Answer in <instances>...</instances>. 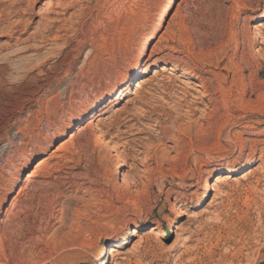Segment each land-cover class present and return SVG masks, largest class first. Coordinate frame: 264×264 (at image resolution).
Listing matches in <instances>:
<instances>
[{
    "label": "rangeland",
    "instance_id": "374dc122",
    "mask_svg": "<svg viewBox=\"0 0 264 264\" xmlns=\"http://www.w3.org/2000/svg\"><path fill=\"white\" fill-rule=\"evenodd\" d=\"M47 1L0 0V264H264V0Z\"/></svg>",
    "mask_w": 264,
    "mask_h": 264
},
{
    "label": "bare ground",
    "instance_id": "6f19581e",
    "mask_svg": "<svg viewBox=\"0 0 264 264\" xmlns=\"http://www.w3.org/2000/svg\"><path fill=\"white\" fill-rule=\"evenodd\" d=\"M44 6H48V11L49 12H51V10H52V12L51 13H53V14H55V15H58V12H57V9H61V11H63V10H66V8H68L70 5L68 4V2L66 1V2H63V1H61V0H58V1H56L55 3H52V1L51 0H48L45 4H44ZM70 8V7H69ZM54 9V10H53ZM61 14V13H60ZM60 14H59V16H60ZM46 15V14H45ZM48 15V14H47ZM62 15V14H61ZM58 16V17H59ZM63 16V15H62ZM259 38H260V36H258ZM148 39L150 38V37H147ZM241 38H242V42H243V44H245V42H247L248 43V40H249V38H248V36H247V34H245V33H243L242 35H241ZM147 39V40H148ZM146 40V41H147ZM143 51V50H142ZM142 51L140 52V54H142ZM225 61H226V64H231L229 61H228V59H220V60H217V62L215 63V65H217V66H220V65H222V64H224L225 63ZM261 61H262V63H264V52L262 53V59H261ZM225 64V65H226ZM247 64H248V62H245V61H240V64H238L237 66L238 67H236V70L238 71V73L239 74H241V75H243L244 73H245V71L247 70ZM240 66H242V67H240ZM235 68V67H234ZM236 74V73H235ZM244 84V82L242 81L241 83H240V85H241V87H244V90L245 91H247L248 89H247V87L246 86H244L243 85ZM249 87V86H248ZM264 91V90H263ZM253 93V92H252ZM261 99V98H260ZM112 149V151L113 152H115V149H113V148H111ZM44 163H39V166H38V168L40 167V166H42ZM37 168V169H38ZM35 174V173H34ZM34 174L33 175H30L29 176V179L30 178H33V176H34ZM223 176H226V177H224V178H230V176H232V174L231 173H226V174H224ZM16 179H14L13 181H12V183L15 181ZM155 235V234H154Z\"/></svg>",
    "mask_w": 264,
    "mask_h": 264
}]
</instances>
